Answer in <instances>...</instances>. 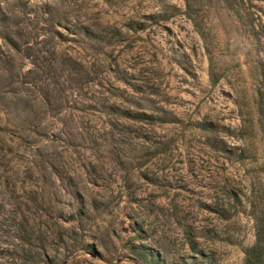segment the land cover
Wrapping results in <instances>:
<instances>
[{
    "label": "rangeland",
    "instance_id": "rangeland-1",
    "mask_svg": "<svg viewBox=\"0 0 264 264\" xmlns=\"http://www.w3.org/2000/svg\"><path fill=\"white\" fill-rule=\"evenodd\" d=\"M199 2L205 38L184 0H0V174L15 185L0 264H148L136 249L243 263L264 207V1Z\"/></svg>",
    "mask_w": 264,
    "mask_h": 264
},
{
    "label": "trees",
    "instance_id": "trees-1",
    "mask_svg": "<svg viewBox=\"0 0 264 264\" xmlns=\"http://www.w3.org/2000/svg\"><path fill=\"white\" fill-rule=\"evenodd\" d=\"M200 0H184L185 2V14L187 18L192 22L195 30L198 32L200 37L205 38L207 35V29H205V23L203 20V5ZM245 0H239V2L242 4ZM264 1V0H259ZM244 19H246L249 23V26L252 30H254L255 24L250 20H252V17L245 16ZM94 35L88 33V37L94 39ZM11 42H13L10 39ZM12 46L15 47V45ZM215 64L213 65L212 59H210V76L212 77V81L215 84L218 80V77H215V74L213 73ZM123 116L146 121L149 123H155L157 120H159L157 117H153L152 115H146V114H132L128 112H123ZM2 130L0 129V132ZM2 153V146H0V157ZM8 178L4 174V172L0 174V191L1 190H13L15 185L12 184V188L10 189ZM252 218L254 223V242L253 244L246 246L242 251L244 253V259L242 264H264V207H261L260 209L257 208V206H252ZM26 220V219H25ZM29 220H26V229L23 230L22 237H19L20 241L28 246H32V225L29 224ZM188 236H190V233H186ZM189 239V244L191 246V250L195 249V242L192 238ZM134 254L141 258L143 261L147 262L148 264H155L156 263V257L155 254L148 250H140L136 249L134 250Z\"/></svg>",
    "mask_w": 264,
    "mask_h": 264
}]
</instances>
